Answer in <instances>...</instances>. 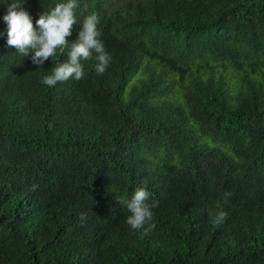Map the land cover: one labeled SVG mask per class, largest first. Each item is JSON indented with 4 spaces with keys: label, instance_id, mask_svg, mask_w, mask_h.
<instances>
[{
    "label": "trees",
    "instance_id": "trees-1",
    "mask_svg": "<svg viewBox=\"0 0 264 264\" xmlns=\"http://www.w3.org/2000/svg\"><path fill=\"white\" fill-rule=\"evenodd\" d=\"M60 2L24 7L35 26ZM75 13L70 41L97 17L103 75L90 59L49 88L65 53L36 66L0 41V264H264V0ZM138 187L157 204L147 236L119 201Z\"/></svg>",
    "mask_w": 264,
    "mask_h": 264
},
{
    "label": "clouds",
    "instance_id": "clouds-1",
    "mask_svg": "<svg viewBox=\"0 0 264 264\" xmlns=\"http://www.w3.org/2000/svg\"><path fill=\"white\" fill-rule=\"evenodd\" d=\"M28 0H0V5L5 6V12L0 16V21L6 26L0 31V41L5 40L6 47H14L17 53L29 57L36 66H43L59 53H65L67 59L51 69L50 75L42 77L41 83L49 88H54L58 83L70 79L79 81L85 76L84 62L90 59L96 61L95 72L103 75L109 67L112 56L106 50L102 33L98 29L96 15L87 16L76 32L75 40L68 38L73 35V26L77 23L75 9L78 0H62L54 8L44 12L33 23L32 15L25 9ZM151 193L146 187H138L132 193L130 200H119L126 207L128 215L126 223L134 231L147 236L155 228L153 221V208L157 204H150ZM230 193H225V200ZM212 215V223L219 224L226 212L219 211ZM81 221L85 214H81Z\"/></svg>",
    "mask_w": 264,
    "mask_h": 264
},
{
    "label": "rangeland",
    "instance_id": "rangeland-1",
    "mask_svg": "<svg viewBox=\"0 0 264 264\" xmlns=\"http://www.w3.org/2000/svg\"><path fill=\"white\" fill-rule=\"evenodd\" d=\"M140 75H141V72L135 74V75L132 77V81H135Z\"/></svg>",
    "mask_w": 264,
    "mask_h": 264
}]
</instances>
